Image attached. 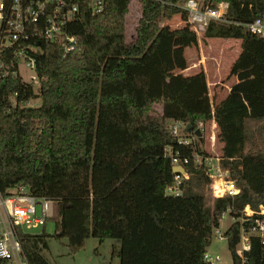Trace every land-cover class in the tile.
Wrapping results in <instances>:
<instances>
[{"label": "trees", "instance_id": "1", "mask_svg": "<svg viewBox=\"0 0 264 264\" xmlns=\"http://www.w3.org/2000/svg\"><path fill=\"white\" fill-rule=\"evenodd\" d=\"M68 1L79 6L67 27L76 34L80 50L64 56L59 44L41 41L35 63L38 88L18 75L0 80V191L24 184L32 194L56 201L53 234L42 229L19 235L28 263L52 264L42 254L52 235L66 238L70 252L89 236L113 238L116 264H209L204 253L224 211L238 216L248 204L264 220L258 212L264 207V150L252 144L239 156L226 153L231 133L224 116L232 109L226 102L206 107L203 95L183 94L193 76L183 79L178 92L155 95L149 72L127 69L151 53L155 35L163 30L160 21L179 12L168 3L176 0H139L141 11L130 41L125 40V16L131 0H104L96 13L90 11L89 0ZM226 1V14L234 19L264 14V0ZM172 33L193 31L182 27ZM203 33L240 38L242 50L264 65V57L247 46L264 38L244 26L212 22ZM260 88L264 102V79ZM31 98L41 102L23 103ZM156 103L162 106L160 113L151 112ZM212 119L224 141L220 164L239 191L215 196L207 204L195 189L208 180L203 159L197 162L195 154L203 157L206 152L198 139L178 143L169 122L182 120L195 127L198 120ZM169 146L188 157L180 194L165 191L176 174ZM239 232L237 220L224 230L230 264H264V242L258 236H250L244 259L236 254Z\"/></svg>", "mask_w": 264, "mask_h": 264}, {"label": "rangeland", "instance_id": "2", "mask_svg": "<svg viewBox=\"0 0 264 264\" xmlns=\"http://www.w3.org/2000/svg\"><path fill=\"white\" fill-rule=\"evenodd\" d=\"M140 11L139 0H131L125 16L126 41L135 37ZM160 26L163 30L155 35L150 47L151 53L140 57V64L129 65L127 69L149 72L153 87H157V91L154 88L150 90L155 95L174 94L179 91L185 77L193 76L194 78L186 84L183 94L203 95L206 107L213 108L215 104L225 100L232 105V111L224 116L229 121L231 133L228 137L230 146L226 153L233 157L239 156L252 144H258L264 150V130L261 128L264 120V102L260 88V82L264 79V65L256 63L242 50L240 38L208 37L203 31H193L191 35L183 36L173 34L174 29L184 27L179 13L170 19H162ZM247 46L254 53L264 57V41L253 40L248 42ZM23 75L26 77L29 73L24 71ZM33 84L35 89L38 88V83ZM40 102V98H31L23 103L38 105ZM161 111L162 106L158 103L154 104L151 110L152 113ZM214 125L211 126V122H208L198 138V145L207 156H213V161L216 160L215 157L222 156L224 145V141L218 137V126ZM195 189L204 194L207 204H211L217 196L212 194L210 179ZM57 221L58 215L55 212L43 226L32 228L31 231L36 233L44 229L46 233L53 234ZM231 222L230 213L224 211L219 228L225 230ZM215 228L207 250L218 253L222 263L230 264L232 258L227 240L225 237L218 239L213 234ZM47 241L48 247L42 249V254L52 264L118 263L117 255L112 253L113 245L117 244L113 238L99 241L96 237L89 236L84 245L75 252H70L66 238L50 235Z\"/></svg>", "mask_w": 264, "mask_h": 264}, {"label": "built area", "instance_id": "3", "mask_svg": "<svg viewBox=\"0 0 264 264\" xmlns=\"http://www.w3.org/2000/svg\"><path fill=\"white\" fill-rule=\"evenodd\" d=\"M169 4L179 8V17L184 27L191 31H204L212 22L220 24H236L244 26L250 33L264 38V14L249 19H234L227 16L226 0H176ZM104 0H89L92 13L102 10ZM79 6L68 0H0V80L9 74L18 75L22 80L32 84L38 83L35 71L36 53L42 50L41 41L57 43L63 55L76 53L80 50L76 34L69 31L68 23L77 16ZM29 76H24L23 72ZM35 89V88H34ZM187 123L182 120H171L169 129L177 137L180 144H191L200 135L194 132L199 128L203 133L206 122L198 120L195 127L186 129ZM171 153L172 164L186 162L187 156H180L179 151ZM196 155V161L206 167L205 174L210 179L212 194L217 196H233L239 187L229 178L227 169L220 164V158ZM175 182L165 188L167 193L180 194L181 177L188 174L175 172ZM223 181L224 192L213 186L215 178ZM56 212V201L46 196L32 194L24 184H18L0 191V264H29L24 254L20 233H34L32 228L43 226L46 220ZM259 213H264L260 205ZM224 213V212H223ZM254 211L246 204L238 216L231 215L232 221H239V241L235 246L236 254L244 259V251L250 247V236H258L264 242V220L254 216ZM222 217V216H221ZM213 234L224 238V230L216 226ZM226 238V237H225ZM204 260L209 264H221V256L208 250Z\"/></svg>", "mask_w": 264, "mask_h": 264}, {"label": "water", "instance_id": "4", "mask_svg": "<svg viewBox=\"0 0 264 264\" xmlns=\"http://www.w3.org/2000/svg\"><path fill=\"white\" fill-rule=\"evenodd\" d=\"M193 126L190 123H187L186 129H191ZM194 132L198 135H201V131L199 128H194ZM171 170L173 172H180V173H186L185 167L181 164H172Z\"/></svg>", "mask_w": 264, "mask_h": 264}, {"label": "bare ground", "instance_id": "5", "mask_svg": "<svg viewBox=\"0 0 264 264\" xmlns=\"http://www.w3.org/2000/svg\"><path fill=\"white\" fill-rule=\"evenodd\" d=\"M215 185L221 190L222 193L224 192L223 181L220 178L218 177L215 178L213 186L216 188Z\"/></svg>", "mask_w": 264, "mask_h": 264}, {"label": "crops", "instance_id": "6", "mask_svg": "<svg viewBox=\"0 0 264 264\" xmlns=\"http://www.w3.org/2000/svg\"><path fill=\"white\" fill-rule=\"evenodd\" d=\"M153 88H154V90L157 91V87H155V86L152 87V83H151V79H150V90L153 89ZM217 100H218V99H217ZM225 101H226V100H225ZM225 101H224V102H225ZM226 102H227V105H228L230 108H232V105L228 103L229 101H226ZM231 111H232V110H231ZM231 111H230V112H231ZM227 114H228V113H227ZM208 122H211V126L214 125V124H215V126H216V122H215L213 119L210 120V121H207L206 124H207ZM219 223H220V221H219Z\"/></svg>", "mask_w": 264, "mask_h": 264}]
</instances>
